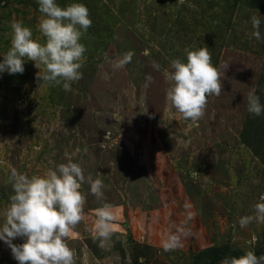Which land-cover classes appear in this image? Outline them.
Instances as JSON below:
<instances>
[{
	"label": "rangeland",
	"instance_id": "obj_1",
	"mask_svg": "<svg viewBox=\"0 0 264 264\" xmlns=\"http://www.w3.org/2000/svg\"><path fill=\"white\" fill-rule=\"evenodd\" d=\"M56 3L89 10L82 78L71 91L46 86L36 79L43 67L27 58L23 74L0 73V226L14 194L13 169L31 178L74 162L104 185L101 200L89 183L81 186L85 219L66 239L75 264H221L249 250L264 255V223L239 225L264 203V136L244 135L248 93L255 89L264 104V0ZM253 16L261 20L260 41ZM41 18L37 0H0V62L14 21L44 43ZM200 47L222 73V93L209 96L193 122L169 109L165 71L175 59L186 63L185 49ZM129 51L131 62L114 69ZM105 203L115 216L106 241L95 228V210ZM173 233L181 246L164 251ZM214 248L213 261L205 252ZM0 264H18L4 241Z\"/></svg>",
	"mask_w": 264,
	"mask_h": 264
},
{
	"label": "clouds",
	"instance_id": "obj_2",
	"mask_svg": "<svg viewBox=\"0 0 264 264\" xmlns=\"http://www.w3.org/2000/svg\"><path fill=\"white\" fill-rule=\"evenodd\" d=\"M37 3L42 14L38 30L44 43L34 39L32 30L21 22H12L11 46L0 62V73L23 74L27 58L36 68L43 67V74H36L40 83L46 86L62 84L65 91H71V84L82 78L80 69L86 59V48L80 40L92 24L89 10L82 3L65 7L59 6L56 0H37ZM251 24L252 35L260 41L259 16H253ZM185 51L186 63L175 59L171 62L172 71H165L170 81L166 101L169 109H175L183 119L196 122L204 115L207 98L222 93L223 79L222 73L212 64L207 47ZM133 55L131 51L125 53L115 61L114 69L130 63ZM247 109L255 116L264 114V104L255 89L247 95ZM9 181L14 194L0 226V241L8 245L13 258L18 264H75L76 254L66 239L76 234L74 229L85 219L86 197L80 191L81 186L89 183L90 193L101 200L104 198L103 181L93 180L91 175L86 178L82 167L74 162L61 163L44 176L31 178L13 169ZM95 211L97 236L106 241L112 235L111 223L115 219L112 206L105 203ZM254 211L255 215L240 218L241 228L253 221L264 223V203H257ZM18 237L24 238V243L13 244ZM179 246V234H170L163 242L164 251ZM221 264H264V255L258 257L249 250L239 257L225 258Z\"/></svg>",
	"mask_w": 264,
	"mask_h": 264
},
{
	"label": "trees",
	"instance_id": "obj_3",
	"mask_svg": "<svg viewBox=\"0 0 264 264\" xmlns=\"http://www.w3.org/2000/svg\"><path fill=\"white\" fill-rule=\"evenodd\" d=\"M259 96V95H258ZM250 119L248 120L247 124H246V129L244 130V135H248V134H256V141L259 142L262 138V136H264V125H259L260 123H264V114L263 116H255L253 114L250 113ZM206 254L208 253L211 260H216V258L219 257V254L217 253V250L214 249H210V250H206L205 252Z\"/></svg>",
	"mask_w": 264,
	"mask_h": 264
}]
</instances>
